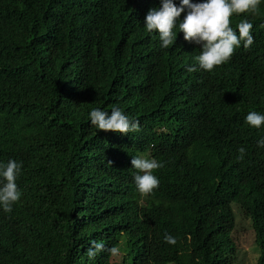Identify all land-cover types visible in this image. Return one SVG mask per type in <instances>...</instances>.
Returning <instances> with one entry per match:
<instances>
[{"label":"trees","instance_id":"trees-1","mask_svg":"<svg viewBox=\"0 0 264 264\" xmlns=\"http://www.w3.org/2000/svg\"><path fill=\"white\" fill-rule=\"evenodd\" d=\"M160 7L0 0V165H22L20 200L0 207V264H237L233 204L264 264V125L246 123L264 115V0L231 18L237 35L242 20L253 25L252 46L208 73L195 61L202 46L178 26L167 49L145 30ZM113 106L140 130L91 124V110ZM133 157L163 164L150 195L136 188ZM92 241L105 250L89 259Z\"/></svg>","mask_w":264,"mask_h":264},{"label":"clouds","instance_id":"clouds-1","mask_svg":"<svg viewBox=\"0 0 264 264\" xmlns=\"http://www.w3.org/2000/svg\"><path fill=\"white\" fill-rule=\"evenodd\" d=\"M260 0H204V2L193 3L192 0H180L177 6L173 0H161L159 9H150L145 17L144 27L148 33L156 32L162 48L173 46L177 34L174 29L179 28L183 33L184 40L194 42L202 46V51L195 57L196 64L202 73L212 72L215 68L230 61L234 52L243 43V48L248 50L254 43L251 34L253 25L247 20L237 24V32L231 27L233 15L245 13L256 14ZM187 9V15L182 22H178L182 13ZM190 72L197 71L195 66L189 68ZM90 121L93 126L102 132H114L126 135L129 132L140 130L139 122L130 121L129 117L118 107L113 106L111 115L108 112L95 108L90 112ZM246 123L259 129L264 125V115L258 112H249ZM264 147V139L258 142ZM239 160L244 158L245 149H239ZM111 164V161H109ZM132 167L137 171L134 181L138 192L142 196L153 193L159 187V180L153 174L154 170L163 167V164L155 159L133 157ZM21 164L9 160L7 164L0 165V207L5 213H11L13 205L21 198V192L16 183L17 176L21 172ZM165 242L170 245L176 244V239L165 234ZM105 250L103 241H92L86 255L94 259ZM111 255L117 256L120 249L116 246L108 250Z\"/></svg>","mask_w":264,"mask_h":264},{"label":"rangeland","instance_id":"rangeland-1","mask_svg":"<svg viewBox=\"0 0 264 264\" xmlns=\"http://www.w3.org/2000/svg\"><path fill=\"white\" fill-rule=\"evenodd\" d=\"M235 209L237 222L234 231L235 241L237 243V264H258V258L260 256V250L257 244H255V238L251 228V222L246 219L237 208V205L233 204ZM122 253L116 256L117 260H121Z\"/></svg>","mask_w":264,"mask_h":264}]
</instances>
